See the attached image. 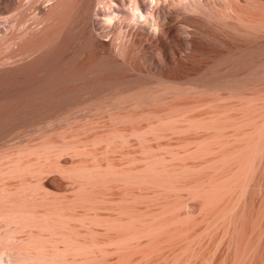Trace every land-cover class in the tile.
<instances>
[{"label": "bare ground", "instance_id": "6f19581e", "mask_svg": "<svg viewBox=\"0 0 264 264\" xmlns=\"http://www.w3.org/2000/svg\"><path fill=\"white\" fill-rule=\"evenodd\" d=\"M162 1L0 0V264L120 259L138 232L113 249L117 236L100 247L83 235L118 218L139 226V209L114 208L110 223V208L95 213L103 194L134 196L183 163L242 162L256 147L264 0H166L168 14Z\"/></svg>", "mask_w": 264, "mask_h": 264}, {"label": "rangeland", "instance_id": "374dc122", "mask_svg": "<svg viewBox=\"0 0 264 264\" xmlns=\"http://www.w3.org/2000/svg\"><path fill=\"white\" fill-rule=\"evenodd\" d=\"M163 1H164V5L166 4L165 8L168 9L167 3H166L167 1L166 0H163ZM167 11L169 13L170 10L169 9L165 10L166 13ZM180 12L181 14H183L182 11ZM171 24H174V23L170 22L168 25L171 26ZM98 25H103V24L99 22ZM98 27L102 29V26H98ZM181 32L182 31H179L180 34ZM150 34L151 35H148L149 39L155 38L154 36H152V33ZM182 35H184L183 32H182ZM179 50L181 52V53L178 52L179 55L182 53H185L186 51L185 48L184 49L180 48ZM262 119H261V122L257 124L258 128L254 132L255 134H252L254 137L255 136L259 137V135L261 137L259 138L255 137L256 139L254 138V140H252L253 136L251 135L252 137L250 136L251 138H249L251 142L252 141H254L255 143L257 142L255 144L256 147L253 148V151H252L256 153L251 152L249 154V157L247 156V159L246 157L242 159V162L241 160H236L234 162L226 161V163L223 161V164L222 163L220 164L219 162L214 161L213 163L211 161V162H204L205 165L203 164V162L201 164L199 162L197 163L193 161H192L193 164L191 163V161L189 163L188 162L183 163V166H181V169L183 170L184 167L188 166L191 172L186 167L187 169L184 168L185 169L184 173L188 171L187 172L188 174L187 173L183 174V172L182 174L181 172L180 174L173 173L174 175H176L174 176L175 179H173V176H171L170 174L169 176L172 177V179L166 176L168 177L170 181L166 179V177H162V179L164 178L163 181L165 180L164 181L165 183L161 181L162 179L160 180V178H157L156 180L157 181L159 180L158 182L160 183L162 182L163 184L159 185V183H157L158 188L156 189L155 188L156 186L154 185H156L155 183L157 181H155V183L153 182L154 184L151 187L152 189L149 188L148 190L146 189L147 191L144 190L145 193L144 191L142 193L141 192L136 193L137 195L135 194L136 196L135 195L134 196L137 197L136 198L137 201L135 200L137 205H135L134 202L133 204H131L132 203L131 200L133 201V198L135 197L133 195L129 196V194H131L128 192L129 189L126 192L124 190H118L120 189L119 187H117V189L116 187H113L112 189H115V190H109V191H112V192H109L110 193L109 196H106L107 192L105 193L106 195L105 194H103L104 196L101 195V197L103 196L102 198L108 197L109 200L107 198L106 200L103 199L104 201H108V205H104L103 203L107 204V202H103V201H100V202L98 201L99 203L96 202L97 204L93 203L94 198L96 199V197L98 196H99L98 198H100V195H97V196L94 195L95 197L92 196L93 199H91L92 201H89V202L93 203V204L91 203L92 206L96 204V207L98 206L97 208L100 207L99 205L101 203L100 209L102 208V211L104 214L102 213L101 210H99V212L94 210L95 213L97 214V216L103 217V215L106 216V212L109 211L107 213V216L109 215V219L108 218L106 219L107 221L110 220V223H111V219L115 220L117 218L118 212L114 211L115 209L121 210L122 208L123 209L125 208L127 213H129L133 211L135 208H138L139 210L135 209L136 211H138L137 213L138 217L140 216L139 218H137V220L141 218L140 221H138L139 226H137V222H136L137 220L135 221L136 224L133 225L134 221H132L131 223V219H129L130 221L127 220V222L123 223L125 225L122 226V224L120 225L118 223V221L120 220L119 218L118 220L116 219L115 223L113 222L111 225H109L111 228L108 226L109 229L108 227L106 228L105 226L103 227L104 223L100 225L103 227L102 229H100V227L97 228L99 226L97 224L96 225L97 227H95L97 229L96 231L94 230V233H93V229H95L94 223H97V222H95L94 220L93 221L91 220L92 222H94L93 223L94 226H91L93 229L90 228L92 229L90 230L92 232L91 237L88 234L90 233V231L89 232L84 231L86 232V234L83 235L84 237L89 236L88 239L91 242L92 240L100 239L98 241L100 243L98 242L96 243L95 241L94 243L102 244L101 242H104V241L109 242L110 240H112L110 239V235L112 236L111 238L113 239L115 236H117L115 237L117 239L116 240L117 245H114L111 248L109 247V245H106V244H110L109 242V243L104 244L106 246L102 244L100 247H109L110 249H113L115 248V246H118L121 243V242H118L120 240L118 236H123V235L126 236L127 234L129 236V234L133 231H136V233L138 232L137 236L138 235L140 236V238L139 236L138 237L136 236L137 238H139L137 241L139 245L136 244L138 245V247L136 246L135 250L132 249L134 251L130 250V253H128L129 249H127L125 253L126 255L125 254H124L125 256L120 255L119 256L120 259L117 257V255L115 256L114 253H113L114 255L111 253L112 254V255L110 254L111 256L110 255L109 257L108 255L106 256L108 258L106 259L102 258L103 260H105L104 261L105 263H103V260L101 259L102 262H99V260L97 262L95 260L92 264H102V263L103 264H106V263L107 264H264V148L262 147L264 145V140H263L264 139V134H263L264 133L263 131L264 130V127H263L264 118ZM260 124L262 125V127H260L261 126ZM259 131L261 132L259 133ZM256 133H259V134L257 135ZM245 137L247 136L242 137V141L248 142L249 140V139L247 140L248 137L247 138ZM244 138L246 141L244 140ZM162 142L164 143L165 141H162ZM254 142L251 143L253 145V146L251 145L252 147H254ZM252 147L249 149L252 150ZM260 148L261 150L262 149L263 150L261 151ZM259 152L260 153L262 152L260 154L262 157L259 155ZM251 155H255L257 157L252 156L251 158ZM245 159L248 164L245 162ZM248 159H250L251 161ZM174 163L176 165H172L171 169L172 167L174 169H177L176 166L178 167V165L180 169V165H182V163H179V164L178 162L177 163L174 162ZM186 164H189V165H186ZM209 166L211 167L210 169H208ZM196 167L198 168V170ZM242 167L243 169H241ZM179 169L177 171H181ZM164 184L166 185V187L164 186ZM145 185L143 184V186ZM148 186L150 185L148 184ZM162 186H164L166 189ZM153 188L156 189L157 191L156 190L153 191ZM120 191L121 192L124 191L123 194L125 192L126 194L123 195ZM120 193L121 195H118ZM151 194L152 196H150ZM124 199L129 200L130 203L129 201H125ZM109 201L110 202L112 201V202L110 203ZM119 201L122 203L118 205ZM113 204L114 206H111ZM133 205L136 207L133 208ZM103 206H105L106 208H110V209L106 210L105 212L104 209L106 208L104 207L103 209ZM96 207L94 206L92 208H96ZM128 207H132L133 210L128 211L127 209H132ZM122 211H120V213ZM90 213L92 215L94 214V212H90ZM125 214L123 215L124 219L122 221H124L125 219H128L129 217L128 215H130V214H127V217H126ZM130 216L132 217L133 215H130ZM98 218H96V220H98ZM106 219L104 218V220ZM107 224H109V222H107L106 225ZM116 226L118 228H120L121 226L120 230H118L117 228L118 231H116ZM132 226H135V227L133 228ZM125 228H127L126 232H124ZM105 229H108L109 232ZM111 229H113V232L112 231L110 232ZM95 232H98V233L95 234ZM106 234H109L108 236L110 240L108 241H106L107 238L102 239L106 237ZM119 234H122V235H119ZM85 235H88V236H85ZM74 237L75 239L77 238L76 236ZM78 237L80 238V236ZM131 237L128 239L129 242L132 239ZM122 242L125 243V241H122ZM129 244L130 243L128 244L125 243L124 246L128 248ZM130 246L131 245H129V247ZM134 252L135 253L138 252V253L134 255L135 254ZM130 255L132 258H130Z\"/></svg>", "mask_w": 264, "mask_h": 264}, {"label": "clouds", "instance_id": "9594fccd", "mask_svg": "<svg viewBox=\"0 0 264 264\" xmlns=\"http://www.w3.org/2000/svg\"><path fill=\"white\" fill-rule=\"evenodd\" d=\"M111 22H112V21H111V19H108V20H107V23H109V24H110Z\"/></svg>", "mask_w": 264, "mask_h": 264}]
</instances>
